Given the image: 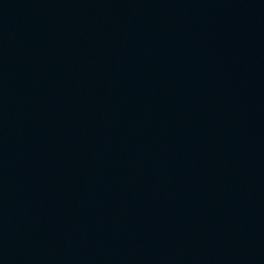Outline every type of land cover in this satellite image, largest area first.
<instances>
[{"label":"water","instance_id":"water-1","mask_svg":"<svg viewBox=\"0 0 264 264\" xmlns=\"http://www.w3.org/2000/svg\"><path fill=\"white\" fill-rule=\"evenodd\" d=\"M0 264H264V0H0Z\"/></svg>","mask_w":264,"mask_h":264}]
</instances>
